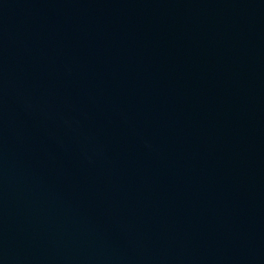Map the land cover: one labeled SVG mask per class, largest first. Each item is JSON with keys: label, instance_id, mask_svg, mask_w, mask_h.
Masks as SVG:
<instances>
[{"label": "water", "instance_id": "water-1", "mask_svg": "<svg viewBox=\"0 0 264 264\" xmlns=\"http://www.w3.org/2000/svg\"><path fill=\"white\" fill-rule=\"evenodd\" d=\"M0 264H264V0H0Z\"/></svg>", "mask_w": 264, "mask_h": 264}]
</instances>
